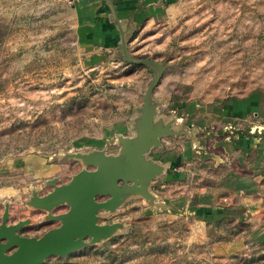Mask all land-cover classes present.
Returning a JSON list of instances; mask_svg holds the SVG:
<instances>
[{
    "label": "rangeland",
    "instance_id": "1",
    "mask_svg": "<svg viewBox=\"0 0 264 264\" xmlns=\"http://www.w3.org/2000/svg\"><path fill=\"white\" fill-rule=\"evenodd\" d=\"M0 21L12 30L0 49V82L8 81L0 91V172L12 164V171L0 173V227L5 219L7 225L27 223L20 230L26 237L40 238L61 226L33 204L84 170L76 156L98 153L120 160L161 70L150 98L160 113L163 104L157 98L183 105L264 96V0H178L174 16L141 27L126 54L99 49L104 58L78 47L77 20L67 0H0ZM251 115L237 133L264 132V119ZM175 130L178 135L160 139L152 159L155 152L180 149L169 142L199 145L198 128ZM30 156L64 167L67 177L37 183L17 167ZM86 169L97 170L94 165ZM229 171L262 177L264 187V166L255 173L238 161L218 167L192 162L172 170L191 192L215 191ZM152 184L155 194L156 181ZM238 204L223 200L222 210L204 212L197 204L193 213L133 199L113 213H98L100 225L121 226L116 235L89 237L67 257L42 264H264V199L254 213L232 209ZM69 209L62 205L51 214Z\"/></svg>",
    "mask_w": 264,
    "mask_h": 264
},
{
    "label": "crops",
    "instance_id": "2",
    "mask_svg": "<svg viewBox=\"0 0 264 264\" xmlns=\"http://www.w3.org/2000/svg\"><path fill=\"white\" fill-rule=\"evenodd\" d=\"M68 2L71 0H67ZM178 0H73L71 4L77 20L78 47L87 55H97L99 49L115 55L121 50L123 38L127 44L133 35L143 26L153 25L167 16H174ZM70 4V3H69ZM157 97V96H156ZM162 104L160 116L166 121L176 117L174 129L183 125L188 128H198L200 131L199 145L192 146L189 141L169 142L170 146H181L180 149L168 148L167 151L153 153V158L165 167V174L156 181V208L176 207L196 212L197 204H202L199 212L222 210L223 200L229 204L238 201L235 208L247 213H254L264 199V187L261 179L245 177L234 171L220 178L217 189L209 192L206 189L198 191L186 190L178 180L179 174L172 172L175 167L188 166L189 163L208 164L212 162L218 167L238 161L243 168L260 173L264 166V132L260 134L248 132L237 133L245 124V119L252 116L261 121L264 119V96L246 100H228L219 104H201L187 102L179 105L157 98ZM172 114V115H170ZM180 117V118H179ZM255 131V130H253ZM20 170L25 171L37 183L52 178H66L64 167L48 166L47 160L30 156L19 162ZM12 164L0 173L12 171ZM185 176V174H183ZM187 191V192H185ZM190 191L192 194L189 195ZM258 194L259 199L253 197ZM240 195H245L242 198ZM141 199V198H135ZM22 236H25L21 234ZM264 235V232H263ZM26 237V236H25Z\"/></svg>",
    "mask_w": 264,
    "mask_h": 264
},
{
    "label": "water",
    "instance_id": "3",
    "mask_svg": "<svg viewBox=\"0 0 264 264\" xmlns=\"http://www.w3.org/2000/svg\"><path fill=\"white\" fill-rule=\"evenodd\" d=\"M122 51L127 53L125 37ZM149 89L141 115L134 120V136L125 139L119 161L105 158L102 154L75 156L83 162L84 170L66 185L56 186L44 198H36L33 206L49 213V221H59L61 226L48 231L40 238L22 236L20 230L27 223L7 225L6 219L0 227V264H42L52 257H67L84 245V240H106L116 235L120 225H100L98 213L115 212L124 203L141 198L156 205L157 196L152 192L153 181L162 177L166 169L152 159L151 153L161 146L160 139L179 131L173 128L176 120L166 121L160 116L158 105L150 101L152 90L162 76ZM89 165L96 171H87ZM119 182H123L120 185ZM55 184V183H54ZM97 196H106L104 202ZM68 205L65 214L51 212Z\"/></svg>",
    "mask_w": 264,
    "mask_h": 264
},
{
    "label": "trees",
    "instance_id": "4",
    "mask_svg": "<svg viewBox=\"0 0 264 264\" xmlns=\"http://www.w3.org/2000/svg\"><path fill=\"white\" fill-rule=\"evenodd\" d=\"M12 33V30L9 29V26L5 25L4 23H2L0 21V49H1V45H2V42L8 38ZM34 65V64H33ZM33 65H31L29 68H28V71L30 72H33ZM8 83V81H3V82H0V91H3L4 90V85Z\"/></svg>",
    "mask_w": 264,
    "mask_h": 264
},
{
    "label": "built area",
    "instance_id": "5",
    "mask_svg": "<svg viewBox=\"0 0 264 264\" xmlns=\"http://www.w3.org/2000/svg\"><path fill=\"white\" fill-rule=\"evenodd\" d=\"M69 3L72 4L73 3V0L69 1Z\"/></svg>",
    "mask_w": 264,
    "mask_h": 264
}]
</instances>
